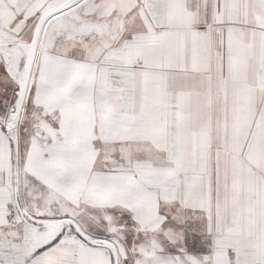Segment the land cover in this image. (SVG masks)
<instances>
[{"label":"snow or ice","instance_id":"6c2138e0","mask_svg":"<svg viewBox=\"0 0 264 264\" xmlns=\"http://www.w3.org/2000/svg\"><path fill=\"white\" fill-rule=\"evenodd\" d=\"M0 264H264V0H0Z\"/></svg>","mask_w":264,"mask_h":264}]
</instances>
